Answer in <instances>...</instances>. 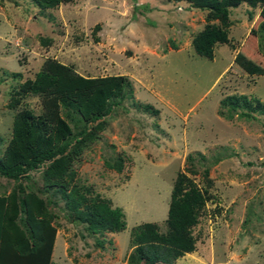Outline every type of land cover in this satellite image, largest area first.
I'll return each instance as SVG.
<instances>
[{
	"label": "rangeland",
	"instance_id": "1",
	"mask_svg": "<svg viewBox=\"0 0 264 264\" xmlns=\"http://www.w3.org/2000/svg\"><path fill=\"white\" fill-rule=\"evenodd\" d=\"M228 19V40L213 43L207 57L191 40L218 19L185 0H0V164L18 111L51 120L42 93L21 91L46 62L81 76L123 75L131 85V94L87 122L58 173L44 172L46 162L18 179L0 174V193L17 192L19 183L54 213L51 264H264V113L245 116V107L222 102L231 94L264 102L262 16L241 2ZM57 111L78 129L62 105ZM177 172L204 196L190 229L193 248L151 262L130 231L143 222L166 230ZM60 187L109 199L124 228L90 232L71 219Z\"/></svg>",
	"mask_w": 264,
	"mask_h": 264
},
{
	"label": "trees",
	"instance_id": "2",
	"mask_svg": "<svg viewBox=\"0 0 264 264\" xmlns=\"http://www.w3.org/2000/svg\"><path fill=\"white\" fill-rule=\"evenodd\" d=\"M34 1L41 6H52L59 0ZM185 1L189 6L206 9L207 17L218 19L216 23L206 24L193 36L191 44L199 55L211 57L213 43L228 40L229 8L241 2L259 7L262 19L258 27L264 38V0ZM28 90L43 94L51 120L34 116L27 109L15 114L0 164V174L13 179L24 177L28 170L46 162L44 172L53 169L58 173L68 146L85 139L89 130L87 122L107 114L124 96L131 94V85L123 75L81 76L69 73L68 67L62 63L48 61L32 80L26 79L21 85L22 92ZM222 102L234 110L245 107L239 110L245 116H251V110L264 113V102L249 99L245 94L227 95ZM58 105L66 109L71 120H79L80 126L76 131H72L58 113ZM187 158L191 161V155ZM16 188L17 192L0 193V264H51L56 232L52 223L54 213L46 209L45 202L37 193L25 192L19 183ZM71 188L69 193L62 187L59 189L67 199L64 205L72 220L84 222L92 233L124 228L120 207L112 206L107 198L97 195L86 197L78 188ZM203 201L201 189L185 173L177 172L170 190L166 230L158 232L156 223L143 222L131 229V241L138 249L149 252L151 262H171L193 248L190 229L197 221Z\"/></svg>",
	"mask_w": 264,
	"mask_h": 264
},
{
	"label": "crops",
	"instance_id": "3",
	"mask_svg": "<svg viewBox=\"0 0 264 264\" xmlns=\"http://www.w3.org/2000/svg\"><path fill=\"white\" fill-rule=\"evenodd\" d=\"M52 253V252H51ZM51 263H52V261H51Z\"/></svg>",
	"mask_w": 264,
	"mask_h": 264
}]
</instances>
